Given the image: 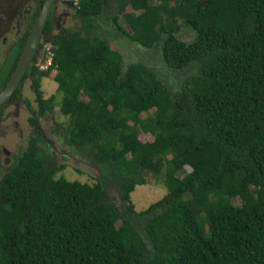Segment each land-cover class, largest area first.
<instances>
[{"label": "trees", "instance_id": "1", "mask_svg": "<svg viewBox=\"0 0 264 264\" xmlns=\"http://www.w3.org/2000/svg\"><path fill=\"white\" fill-rule=\"evenodd\" d=\"M71 1L80 27L48 38V66L31 61L22 79L40 115L59 96L67 122L57 130L95 182L56 177L64 165L30 137L0 176V264H264V0ZM181 26L188 44L175 36ZM110 29L157 51L177 79L123 67ZM22 43L7 52L0 89ZM162 171L165 194L136 212L130 193Z\"/></svg>", "mask_w": 264, "mask_h": 264}, {"label": "rangeland", "instance_id": "2", "mask_svg": "<svg viewBox=\"0 0 264 264\" xmlns=\"http://www.w3.org/2000/svg\"><path fill=\"white\" fill-rule=\"evenodd\" d=\"M65 1L71 2V0ZM23 3L24 2L21 0L20 5L22 6ZM126 10L130 11L129 8ZM56 11V25L52 27V30L47 35L44 34L41 37L40 48L38 52L35 53V58L32 60V64L39 70H45L49 64L50 55L48 50L50 45L47 43V39L52 37L56 32L76 30L80 27V23L76 19L71 18L75 12L67 7V3L63 5L59 4ZM58 13L61 14V16ZM0 23L1 56L5 54L10 43L15 39L19 31L16 26L9 27L5 21H1ZM118 23L125 33H130L129 28L121 18L118 19ZM7 28H9L8 34L3 38V32ZM110 30L108 35L105 34V39L109 42L110 49L116 51L121 56V64L123 67L129 63H141L156 73L164 83L166 81H175V78L177 79L176 74L162 64L156 53L157 51L152 48L148 50L139 48L136 44L129 42L125 36L119 34L117 31ZM99 35L102 36V32L99 33ZM175 36L179 41L185 44L190 43L194 37L193 32L188 27L184 26L180 27ZM154 52L155 55H153ZM42 57H44V61H42ZM54 74L55 72L51 71L47 78H41L40 80V91L42 93V99L44 100L55 93L56 84L53 81ZM28 80L29 79L26 78L19 88V97L21 101L0 108V175L9 167V164H11V154L19 155L26 149L31 138L40 137L38 138V146L40 149H44L47 155L52 156L56 165H64L63 171L58 173L56 177L61 176L70 182L76 181L90 185L93 184L96 177L95 172L78 156V154H75L74 151L66 146L59 130H57L59 125L63 126L67 122L66 117L60 114L59 96L54 95L55 99L53 103H51L50 112L45 111L42 115L38 114L36 99ZM81 100H85V98H81ZM150 114L151 111L139 114L138 117L141 119ZM129 124H131V121H129ZM138 138L141 142H150L152 140L149 135L140 133ZM3 150L6 153H3ZM184 171L187 172V169H184ZM164 176V171L159 174L145 173L143 175L145 184L136 186L130 193V201L136 212L146 209L150 204L156 202L165 194V189L162 186ZM106 192L109 199L119 207L115 192L109 187L106 189ZM231 203L233 205L240 204L237 198L232 200Z\"/></svg>", "mask_w": 264, "mask_h": 264}, {"label": "flooded vegetation", "instance_id": "3", "mask_svg": "<svg viewBox=\"0 0 264 264\" xmlns=\"http://www.w3.org/2000/svg\"><path fill=\"white\" fill-rule=\"evenodd\" d=\"M20 1L21 0H0V22L1 21H5L6 24L9 27L16 26L18 28V31H19L18 35H16L15 39L10 43L9 48L7 49L5 54L0 56V69L1 70H3V66H5V64H6L5 61H6L7 52L10 49L13 50V51L14 50H18L20 42L23 41V43L21 45V49H20V54H21L24 42H25V40H26L30 30H31V27H32V25H33L37 15H38L40 9L42 8V5L44 3V0H22L24 3L21 6L20 5ZM64 3H67V7L69 9H72V6H73V2L72 1L71 2L70 1L67 2L65 0H54L53 3L50 6L49 16L46 19L45 23L47 21H50L52 23V27L56 25L55 24V13H57L56 9L59 7V4L63 5ZM59 15L61 16V14H59ZM67 16H68V14H67ZM72 16H71V18H72ZM52 27H51L50 31L52 30ZM8 31H9V28H7L3 32V35H2L3 38L6 37V35L8 34ZM27 31H28V34L25 35V33ZM41 37H42V33L40 35L39 42H38L37 49H36L35 53H37L39 48H40V39H41ZM1 74H3V77L5 78L4 74H6V73H2L1 72ZM11 76L9 77V79L11 78ZM0 78H2V77H0ZM24 80H25V78L20 81V83L17 86L18 88H20V86H21V84H22V82ZM1 89H0V91H1ZM10 104H14V103L11 102L10 99H9V102L5 103V104H1L0 108L5 106V105L8 106ZM3 153H6V152L3 150Z\"/></svg>", "mask_w": 264, "mask_h": 264}, {"label": "water", "instance_id": "4", "mask_svg": "<svg viewBox=\"0 0 264 264\" xmlns=\"http://www.w3.org/2000/svg\"><path fill=\"white\" fill-rule=\"evenodd\" d=\"M54 0H44L31 30L24 42L18 64L8 83L0 91V105L9 102L14 90L23 78L24 73L32 59L35 58V52L42 33L46 19L49 16L50 6Z\"/></svg>", "mask_w": 264, "mask_h": 264}, {"label": "clouds", "instance_id": "5", "mask_svg": "<svg viewBox=\"0 0 264 264\" xmlns=\"http://www.w3.org/2000/svg\"><path fill=\"white\" fill-rule=\"evenodd\" d=\"M73 4H75V2L73 3ZM48 43V42H47ZM49 44V43H48ZM50 45V44H49ZM48 53H49V51H48ZM49 55H50V57H51V54L49 53ZM49 62H50V58H49ZM46 69V68H45ZM55 72V71H54ZM55 75V74H54Z\"/></svg>", "mask_w": 264, "mask_h": 264}]
</instances>
